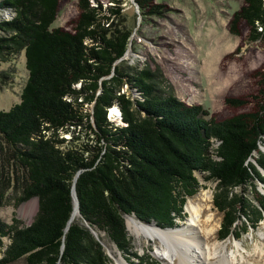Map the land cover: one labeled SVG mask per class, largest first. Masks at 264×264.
<instances>
[{
	"label": "trees",
	"instance_id": "obj_1",
	"mask_svg": "<svg viewBox=\"0 0 264 264\" xmlns=\"http://www.w3.org/2000/svg\"><path fill=\"white\" fill-rule=\"evenodd\" d=\"M58 3L0 0L13 12L0 20V48L23 49L27 70L19 101L0 109V199L12 170L14 203L38 201L27 225L0 218V264H113L106 241L127 261L151 264L134 251L125 215L176 225L201 180L215 182L219 239L256 228L264 220V61L255 94L225 98L251 108L218 119L166 89L152 70L120 63L131 30L113 24L118 6L77 0L65 29L52 26ZM241 21L247 39L264 42L263 0H242L231 31ZM109 107L119 111L113 120ZM75 175L79 213L65 229Z\"/></svg>",
	"mask_w": 264,
	"mask_h": 264
},
{
	"label": "rangeland",
	"instance_id": "obj_2",
	"mask_svg": "<svg viewBox=\"0 0 264 264\" xmlns=\"http://www.w3.org/2000/svg\"><path fill=\"white\" fill-rule=\"evenodd\" d=\"M58 1L52 26L71 29L78 13L77 0ZM90 2L120 8L119 15L112 21L117 27L124 26L131 30L127 52L120 61L127 70H152L166 89L186 103L203 104L218 119L251 108L249 102L241 106H231L225 102V98L229 96L249 98L257 92L258 78L255 72L264 61V42L247 39L248 27L245 22L237 24V32L230 29L231 16L240 7L242 0H145L144 7H139L137 0ZM12 16L13 12L0 7V20ZM2 33L0 30V35ZM26 76L23 49L12 51L8 47L0 48V109H8L19 101ZM121 90L134 96L127 84ZM115 108L109 107L107 110V116L112 120L118 114V109ZM115 122L120 123L119 119H115ZM70 135L66 134L64 137L69 138ZM8 174V185L2 189L4 197L0 199V218L11 222V218L15 217L20 225H27L36 213L37 197L15 204L14 196L19 192L13 186L15 181L12 170ZM201 183L199 190L187 198L184 205L185 218L178 220L176 225L161 227L154 222L141 221L132 214L125 215L134 251L138 255L150 257L151 264H178V258L174 255L167 259L160 257L158 251L162 248L161 240L135 233L128 219L133 218L158 230H173L187 227L186 218L190 210L186 205L198 204L202 207L201 218L207 214L211 217L207 224L201 225L199 221L197 225L191 226L190 230L196 233L199 243L213 252L216 241H229L221 253L216 252L208 259L215 263L218 255H224L228 264H264V220L239 237L231 234L219 239L222 214L212 201L215 182L201 180ZM258 187L264 192V184L259 183ZM4 240L7 241L6 238ZM104 247L110 253L113 264H120V260L124 264L140 263L134 258L131 262L127 261L107 241L104 242ZM189 254L196 260L203 257L196 246L190 249ZM8 264H24V259L19 258Z\"/></svg>",
	"mask_w": 264,
	"mask_h": 264
},
{
	"label": "bare ground",
	"instance_id": "obj_3",
	"mask_svg": "<svg viewBox=\"0 0 264 264\" xmlns=\"http://www.w3.org/2000/svg\"><path fill=\"white\" fill-rule=\"evenodd\" d=\"M73 203L74 206H73L72 214L74 217V215L77 214L78 212L76 209L75 200L73 201ZM186 207H188V210H190L189 216L186 218L187 227H180L173 230H167V229L158 230L157 228L149 227L147 225H144L143 223L137 222L133 218L130 219V217L128 219V223L133 228L135 233L137 234L143 233L148 235L149 237H153V238L157 237L161 240L162 248L158 251V254L162 258L163 257L166 259L168 257L172 258V255H174L175 257L178 258V264H215V263L228 264V259H226V256L224 255H220V256L218 255L217 257L218 259L217 261H215V263L212 262L210 259H208L212 254L215 255L216 252L219 253L223 248H225V246L229 242L227 239L216 241L213 247L214 251L211 252L212 250L210 251V249L209 248L207 249V247L204 248L202 244L199 243L196 233L190 230L192 229L191 226L197 225L196 223H198L199 221L201 222V225L209 223V220L211 218L210 215L207 214L205 215L204 218H201L202 207L198 204H190V205H186ZM178 245H181V247H179ZM194 246L199 248V251L203 256L202 258H200V260L192 259L189 254L190 249L192 247L194 248ZM119 263L124 264L121 260Z\"/></svg>",
	"mask_w": 264,
	"mask_h": 264
},
{
	"label": "water",
	"instance_id": "obj_4",
	"mask_svg": "<svg viewBox=\"0 0 264 264\" xmlns=\"http://www.w3.org/2000/svg\"><path fill=\"white\" fill-rule=\"evenodd\" d=\"M260 148H261L262 151L264 152V146H260ZM78 172H79V171H78ZM78 172L76 173V175L78 174ZM76 175H75L74 180H73V184H72V188H71V193H72L73 201L75 200V203H76V209H77V212H78V203H77V198H76V195H75V189H74V182H75ZM78 213H79V212H78ZM73 218H74V217H73V214L71 213V216H70V218H69V220H68V222H67V225H66V228H65V229H67L69 223L72 221ZM109 254H110V253L108 252V255H109ZM109 256H110V255H109Z\"/></svg>",
	"mask_w": 264,
	"mask_h": 264
},
{
	"label": "built area",
	"instance_id": "obj_5",
	"mask_svg": "<svg viewBox=\"0 0 264 264\" xmlns=\"http://www.w3.org/2000/svg\"><path fill=\"white\" fill-rule=\"evenodd\" d=\"M117 116L119 115V111H118V114H116ZM66 134H64L63 136H65ZM66 138H68V137H66Z\"/></svg>",
	"mask_w": 264,
	"mask_h": 264
}]
</instances>
